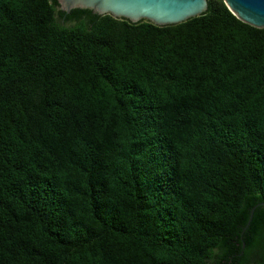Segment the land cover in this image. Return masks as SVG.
<instances>
[{
    "label": "trees",
    "instance_id": "trees-1",
    "mask_svg": "<svg viewBox=\"0 0 264 264\" xmlns=\"http://www.w3.org/2000/svg\"><path fill=\"white\" fill-rule=\"evenodd\" d=\"M263 203L264 28L0 0V264H264Z\"/></svg>",
    "mask_w": 264,
    "mask_h": 264
},
{
    "label": "water",
    "instance_id": "water-1",
    "mask_svg": "<svg viewBox=\"0 0 264 264\" xmlns=\"http://www.w3.org/2000/svg\"><path fill=\"white\" fill-rule=\"evenodd\" d=\"M58 10L86 9L93 14L156 26L172 25L205 12L207 0H55ZM238 20L264 28V0H222ZM264 206V203H263Z\"/></svg>",
    "mask_w": 264,
    "mask_h": 264
}]
</instances>
